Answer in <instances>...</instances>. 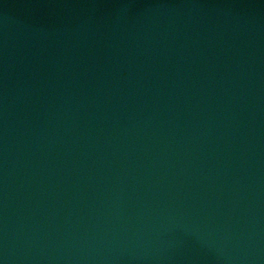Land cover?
<instances>
[{
	"label": "water",
	"instance_id": "obj_1",
	"mask_svg": "<svg viewBox=\"0 0 264 264\" xmlns=\"http://www.w3.org/2000/svg\"><path fill=\"white\" fill-rule=\"evenodd\" d=\"M0 264H264V0H0Z\"/></svg>",
	"mask_w": 264,
	"mask_h": 264
}]
</instances>
